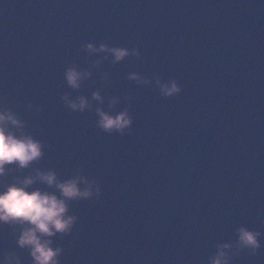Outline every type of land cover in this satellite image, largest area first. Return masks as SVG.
Masks as SVG:
<instances>
[{
	"label": "water",
	"instance_id": "1",
	"mask_svg": "<svg viewBox=\"0 0 264 264\" xmlns=\"http://www.w3.org/2000/svg\"><path fill=\"white\" fill-rule=\"evenodd\" d=\"M88 43L139 56L114 63ZM70 67L91 73L79 89L66 83ZM157 78L181 92L162 96ZM0 108L44 145L0 184L39 169L101 188L68 202L71 235L51 238L60 264H211L241 227L261 246L225 250L229 264H264V0H0ZM97 108L127 110L131 127L103 132ZM20 231L0 225V259L33 264Z\"/></svg>",
	"mask_w": 264,
	"mask_h": 264
},
{
	"label": "clouds",
	"instance_id": "2",
	"mask_svg": "<svg viewBox=\"0 0 264 264\" xmlns=\"http://www.w3.org/2000/svg\"><path fill=\"white\" fill-rule=\"evenodd\" d=\"M85 51L89 53L109 52L114 57V63L120 62L128 56H139L138 51H129L126 48H108L101 44L99 48L88 43ZM107 57H105L106 59ZM91 73L77 71L70 67L65 71L64 78L72 89H79L82 80L88 78ZM129 79L138 83L147 84L138 74H131ZM156 83L159 91L164 97H172L181 92L175 81L162 83L157 78ZM94 100L103 103L98 92L93 93ZM67 107L73 111L84 112L91 109L90 102L83 96L76 101L63 97ZM116 101L110 105V111L114 108ZM99 117L97 127L103 132L120 135L125 134V129L132 125V117L127 110L111 115L100 108L96 109ZM44 145L32 135L25 132V123L11 109L0 108V181L15 168L16 171L29 168L33 163L43 157ZM37 182L55 188V193L30 190ZM84 187L81 188L80 186ZM96 185L95 180H88L83 175L77 174L70 179L61 182L58 174L53 170L46 172L37 169L35 175L25 176L23 179L14 178L11 183L0 184V225L19 227L21 229L16 238V244L21 249H28L33 264H60L62 248L52 247V237L56 234L71 235L77 217L68 215V202L72 200L90 199L93 195L100 198L101 188ZM238 239L235 245L223 244L218 246V254L211 264H229V257L225 250L236 247L237 251L250 250L255 255L260 248V233L241 227L237 231ZM21 264L15 253L5 254L0 259V264Z\"/></svg>",
	"mask_w": 264,
	"mask_h": 264
}]
</instances>
